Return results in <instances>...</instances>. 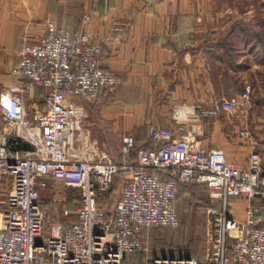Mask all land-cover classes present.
<instances>
[{"label": "built area", "instance_id": "built-area-1", "mask_svg": "<svg viewBox=\"0 0 264 264\" xmlns=\"http://www.w3.org/2000/svg\"><path fill=\"white\" fill-rule=\"evenodd\" d=\"M48 24L37 40L25 42L10 81L0 91V264H121L124 254L142 249L144 229L178 226V185L204 183L211 201L221 200L218 264H264V211L250 205L243 220L229 213L230 198L264 197L262 155L246 128L239 139L251 148L244 166L222 149L199 143L202 128L194 122L231 112L247 100L251 86L236 95L200 107L175 106L172 118L192 124L185 132L152 127V147L139 148L135 161L131 134L121 136V160L91 136L83 102L97 100L120 78L100 64L102 47L86 28ZM41 90L42 102L35 97ZM43 103V104H42ZM25 143L26 149L17 145ZM120 176L112 208H100L98 197ZM9 178V179H8ZM58 182L76 188V221L54 222L43 231L41 192ZM233 260L230 263L228 250ZM149 264H199L195 258H151Z\"/></svg>", "mask_w": 264, "mask_h": 264}, {"label": "crops", "instance_id": "crops-1", "mask_svg": "<svg viewBox=\"0 0 264 264\" xmlns=\"http://www.w3.org/2000/svg\"><path fill=\"white\" fill-rule=\"evenodd\" d=\"M208 5V0H0V91L9 83L5 74L17 63L25 42L41 37L48 24L76 30L88 15L86 28L102 47L100 64L116 72L120 82L104 89L95 102H83L84 123L92 138L117 159L123 134H131L136 145L147 148L150 128L171 127L182 133L192 124L175 121L173 107L211 105L230 95L227 80L233 67L227 62L233 51L213 48L215 40L197 34L198 12ZM209 120L197 136L199 143L222 149L231 161L244 166L247 153L243 159L235 156L223 121ZM229 202L230 215L240 220L250 205H257L244 196ZM212 203L222 205L221 200ZM167 227L174 228L150 227L144 232ZM162 252L153 256L167 257ZM138 257L125 256V264H142ZM201 263L218 264V260Z\"/></svg>", "mask_w": 264, "mask_h": 264}, {"label": "rangeland", "instance_id": "rangeland-1", "mask_svg": "<svg viewBox=\"0 0 264 264\" xmlns=\"http://www.w3.org/2000/svg\"><path fill=\"white\" fill-rule=\"evenodd\" d=\"M209 2V7L201 8L198 12V20L201 22L197 34L200 39L215 40L213 45L211 44L213 48L233 51L229 53L227 62L230 68L233 67L229 76L230 80H227L231 85V92L228 96L238 94L247 84L251 86V93L247 100L240 101L241 104L235 110L228 113L221 112L214 118L218 117L228 128L226 138L235 147V156L242 157V159L246 153L248 154L251 144L249 141L239 139L238 132L241 128L249 130L250 139H253L255 147L257 146L261 150L264 169V0H208ZM5 75L8 76L9 73ZM35 97L41 101L37 90ZM209 118L200 117L194 123L205 129V125L210 121ZM2 127L3 120L0 114V135ZM148 140L152 143L150 135ZM100 145L109 152L105 145ZM120 146L121 144L118 154ZM110 154L114 156L112 153ZM6 183L5 181L3 184L4 190L1 192L0 198H5L8 193ZM118 183H121V179L116 177L107 196L113 198V203L119 196ZM51 189L41 192L40 200L44 205L46 224L74 222L75 218L71 216L72 210L66 205L64 206L62 202L68 198L64 193H71L76 188H64L58 182ZM208 194L209 190L205 185L197 182L183 187L176 201L178 226L145 231L142 235V249L137 252L138 260L142 264H149L154 253L159 254L163 251L164 254L186 253L196 258L200 263L215 259L217 261L219 258L217 239L223 205L215 206L210 201ZM247 199L250 201L249 198ZM256 202V206L264 211V198H258ZM160 250L162 251L160 252Z\"/></svg>", "mask_w": 264, "mask_h": 264}, {"label": "trees", "instance_id": "trees-1", "mask_svg": "<svg viewBox=\"0 0 264 264\" xmlns=\"http://www.w3.org/2000/svg\"><path fill=\"white\" fill-rule=\"evenodd\" d=\"M37 92H39V96L41 97V90L40 89H37ZM42 99V97L40 98V100ZM40 102H42V100L40 101ZM43 104V103H42ZM133 137V136H132ZM147 142L149 143V146L146 148V147H143L144 149H149L150 147H152V143H150L149 142V140H147ZM17 148H19V149H26V148H29V146L27 145V144H25V143H20V144H18L17 145ZM139 148H142V147H139L138 145H136L135 144V140H134V147L132 148V150L128 153V156H129V159L131 160V161H135L136 160V156H137V151H138V149ZM114 157V156H113ZM115 158V157H114ZM123 158V155L122 154H120L119 153V158L117 159V158H115V159H117V160H121ZM119 178H120V176H118ZM115 181V180H114ZM192 182H196V181H192ZM192 182H190V183H188V184H183V183H181V184H179L178 185V192H177V195H176V201H177V196H178V194H179V189L181 188V187H186V186H189ZM200 183H202V182H200ZM118 187H119V183L117 184V191H118ZM115 189V186L113 187V190ZM74 190H75V192H74ZM70 194H71V196L69 195V197L68 198H66V200H64L62 203H63V205L65 206H67V207H69L71 210H72V217H74L75 218V221H76V217H75V215L73 214V210H74V208L76 207V205L78 204V202H79V199H78V190L77 189H74ZM110 192V189L107 191V192H105V193H103V194H101L99 197H98V199H97V205H98V207H100V208H108V209H110V208H112L113 207V205H114V203H113V198H108L107 196L109 195L108 193ZM73 193H77V194H73ZM106 197H107V199H106ZM118 198V197H117ZM49 201H51V202H53L52 200H49ZM107 201V203H105ZM116 201V200H115ZM211 201V200H210ZM212 202V201H211ZM50 206H52L51 204H49ZM40 207H41V209H42V211H43V213H45V210H44V205H42L41 204V200H40ZM177 209V208H176ZM46 214V213H45ZM54 223V222H53ZM52 224V223H51ZM51 224H46V220L44 219V221H43V231H44V233L45 234H47V232H48V227L51 225ZM153 227H161V226H153ZM167 228H170V227H167ZM137 252H139V251H135V252H131V253H126V254H124V256H123V259H122V263L121 264H125V261H127L126 259H125V256H127V255H132V253L134 254V253H137ZM164 255H166L167 257H158V256H153L152 255V257L153 258H194V257H191V256H186V255H183V254H172V253H169V254H164ZM228 258H229V260H230V263L232 262V260H233V254H232V251H231V249H229L228 250ZM196 259V258H195ZM125 260V261H124ZM197 260V259H196ZM198 261V260H197ZM199 264H200V262H198Z\"/></svg>", "mask_w": 264, "mask_h": 264}]
</instances>
